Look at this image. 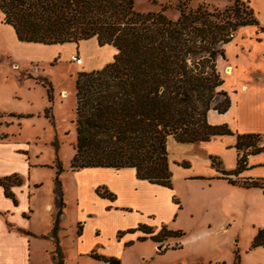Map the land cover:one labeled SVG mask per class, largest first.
<instances>
[{
    "label": "trees",
    "instance_id": "obj_1",
    "mask_svg": "<svg viewBox=\"0 0 264 264\" xmlns=\"http://www.w3.org/2000/svg\"><path fill=\"white\" fill-rule=\"evenodd\" d=\"M133 5V0H0V16L20 42L61 45L96 39L100 47L116 50L113 61L102 68L77 73L76 139L70 170L130 168L138 180L172 189L168 137L191 144L231 134L225 124L207 121L210 110L222 114L230 107V98L221 88L217 59L225 58L224 45L240 28L254 26L259 34L264 33V25L240 0H232L222 11L204 4L191 9L181 2L175 20L163 14L164 7L159 12L139 13ZM50 93L49 86L48 99ZM218 98L221 100L216 103ZM235 147L240 154L236 169L221 174L232 185L259 188L264 193L259 180L228 178L246 168L247 155L264 154V136L237 135ZM212 163L215 165V160ZM53 166L56 194L61 197L58 176L63 168L58 161ZM15 180V176L0 179L8 197ZM96 194L115 199L104 188H97ZM56 229L57 221L54 232ZM136 231L143 234L138 241L148 237L155 243L183 235L165 226L153 234L150 227L139 225L120 232L118 238ZM258 247L264 248V227L257 229L250 243V249ZM90 257L121 264L114 257ZM233 264H240L237 250Z\"/></svg>",
    "mask_w": 264,
    "mask_h": 264
},
{
    "label": "crops",
    "instance_id": "obj_2",
    "mask_svg": "<svg viewBox=\"0 0 264 264\" xmlns=\"http://www.w3.org/2000/svg\"><path fill=\"white\" fill-rule=\"evenodd\" d=\"M240 1L253 11L257 22L264 25V0H255L253 3L252 0ZM218 6L224 8L226 4L220 3ZM245 31L249 33L243 36ZM236 34L224 45L227 67L231 72L227 74L224 70L221 88L224 90L226 80H232V91L224 90L229 93L230 107L222 114L214 110L207 113L209 124H225L231 134L216 135L206 142L191 144L177 143L168 137L167 150L172 172L170 193L176 197L178 204L171 206L167 213L160 200L161 195L166 194L165 187L138 180L135 171L130 168H83L71 171L70 162L67 166L61 165L63 171L58 176L61 191L59 197L54 182V162L48 164L32 161L28 147L13 139L15 133L9 134L6 131L7 127L20 128L21 121L31 118L18 119L17 116L27 117L32 114L9 107L16 106L12 105L13 102L22 99L21 85L30 88L33 81L25 80L20 73L16 75L17 80H0V179L12 176L16 178L15 183L8 188L11 194L9 197L0 185V264H57L59 260L65 264L68 260L80 261L85 258L93 264H107L92 259L91 254L122 259L123 254L127 253L137 255L141 260L153 259L182 250V243L188 238L194 240L199 237H205L211 242L209 256L192 264H230L231 258L228 260L223 257V251L213 241L212 234L226 236L235 224L240 207L246 212L248 210L251 218L254 212L257 215L256 222L252 224L255 228L253 237L257 229L264 227L262 189L232 185L221 174V171L232 172L237 167L240 156L235 147L237 135L264 136V94L259 92L260 95H256V89H264V73L256 67L250 75L257 82H247L250 78L251 57H256L251 54L253 47H261L264 33L256 34V27L246 26ZM2 42L9 45L7 51L0 48L4 64L10 65L11 69L17 66V69L22 67L23 70L32 62L37 63L39 55L45 54L47 46H51L20 42L13 28L3 24L0 16V44ZM230 45L235 49L231 55L227 51ZM257 56L258 59L264 58V49L261 48ZM109 61L90 71L102 68ZM237 96H241L239 100L235 98ZM2 115H6L8 121L2 120ZM212 159L215 160V165ZM182 163L187 166H182ZM99 169H110L130 177L126 183L122 180L121 187L132 195L144 193L145 190L161 193L153 200L147 198V205L143 207H128L142 213V218H138L129 229L145 225L156 234L161 226H165L168 230L182 232V237L169 238L162 243H155L148 237L144 241H138L143 234L136 231L123 236L119 242L118 229L116 226L113 229L118 207L109 206L116 199L110 201L96 194L97 188L118 194V186L101 179V173L94 172ZM41 170H46L47 174H39ZM116 178L118 181L119 176ZM228 178L239 181L253 179L264 184V154L247 155L246 168L238 176ZM56 221L57 229L54 232ZM102 229L111 232L112 237L103 240L100 237ZM90 231L93 233L91 238L88 236ZM175 245L177 247L172 249Z\"/></svg>",
    "mask_w": 264,
    "mask_h": 264
},
{
    "label": "rangeland",
    "instance_id": "obj_3",
    "mask_svg": "<svg viewBox=\"0 0 264 264\" xmlns=\"http://www.w3.org/2000/svg\"><path fill=\"white\" fill-rule=\"evenodd\" d=\"M232 0H133L134 10L139 13L159 12L164 7L163 14L171 20H175L178 17L177 5L181 2L186 3V6L191 9H195L198 5H207L208 9L224 10L231 4ZM255 0H252V3ZM220 3H225L226 6H218ZM249 32L245 31L243 36H246ZM237 34H235L236 36ZM263 46V47H262ZM0 48L3 51L9 49V45L6 42L0 44ZM264 49V43L261 47H253L252 53L256 57H251V68L249 71V80L247 82L255 83L253 77L250 75L256 67H258L264 73V58L258 59L257 54ZM45 54H40L37 63L32 62L28 68L13 67L4 64V59L0 57V80H17L16 75L21 74L25 80H32L33 82L29 86L23 87L21 85L22 99L20 101H14L9 108L18 109L22 113L32 114L30 119L21 121L20 128L17 126L7 127L6 131L9 134H14L13 139L23 142V145L27 146L29 156L32 161H40L51 164L58 161L62 166H67L73 157V144L76 139L75 132V81L77 73L82 71H90L91 68L101 66L103 63L113 61V57L116 54V50L108 45L102 47L98 46L95 39L78 42L76 44H61L47 46ZM234 46L230 45L227 49L228 54L231 55L234 52ZM2 53H0L1 55ZM49 54V55H48ZM43 55V57H42ZM217 70L222 78L224 70H226L227 62L226 58H218ZM227 67V68H226ZM16 83V82H15ZM36 83V84H35ZM251 83V84H252ZM20 85L19 83H16ZM232 80H226L224 84V90L232 91ZM51 87V98L48 99L47 88ZM236 90V88H235ZM258 94H264L263 88L256 89ZM10 93V92H9ZM229 94V93H228ZM239 94V92H238ZM241 97V96H240ZM240 97H235L239 100ZM221 98H218L215 102H219ZM18 104V105H17ZM6 115H2V120L8 121ZM101 173L104 181L113 183L118 186V194H114L115 201L110 202L109 206L113 205V208L118 207L115 211L117 213V220L115 226L117 227L118 234L131 228L142 213L128 207H143L147 198L153 200L158 198L161 193L156 194L151 190L144 193H135L132 195L127 190L122 189V180L128 182V178L121 173L110 169H99L94 171ZM39 174H47L46 170L39 171ZM116 176H119L117 181ZM166 194L161 195V204L165 213L169 211L171 206L178 204L176 197L170 190L164 189ZM175 199L177 203L173 200ZM115 203V205H114ZM128 208V209H127ZM238 217L235 224L230 228L229 233L226 236L220 233H213L212 239L215 244L221 249L222 255L226 259H230V264L234 262V252L237 250L240 264H264V248L258 247L250 249L251 239L255 228L252 226L256 222L257 215L254 212L253 218H251L250 212H247L243 208H239L237 211ZM253 219V220H252ZM164 227L161 226L159 230ZM167 228V227H166ZM168 229V228H167ZM198 230V229H197ZM117 234V236H118ZM111 232L102 229L100 237L105 240L111 238ZM128 233L122 235L125 236ZM88 236H93L90 231ZM118 238V241L122 239ZM210 241L205 237H199L197 239L188 238L186 242L182 243L183 249L172 251L168 256L154 257L153 259L145 258L141 260L138 256L131 254H123L122 259L116 257L121 261V264H192L197 260H204L209 256ZM177 245L172 246L176 248ZM121 253V249L119 250ZM243 261V262H242ZM64 264V263H63ZM65 264H93L91 260L87 258L80 261L68 260ZM207 264V263H205ZM208 264H220V263H208Z\"/></svg>",
    "mask_w": 264,
    "mask_h": 264
},
{
    "label": "bare ground",
    "instance_id": "obj_4",
    "mask_svg": "<svg viewBox=\"0 0 264 264\" xmlns=\"http://www.w3.org/2000/svg\"><path fill=\"white\" fill-rule=\"evenodd\" d=\"M225 72L229 74L231 72V69L228 67Z\"/></svg>",
    "mask_w": 264,
    "mask_h": 264
},
{
    "label": "built area",
    "instance_id": "obj_5",
    "mask_svg": "<svg viewBox=\"0 0 264 264\" xmlns=\"http://www.w3.org/2000/svg\"><path fill=\"white\" fill-rule=\"evenodd\" d=\"M14 67H17V66H14Z\"/></svg>",
    "mask_w": 264,
    "mask_h": 264
}]
</instances>
